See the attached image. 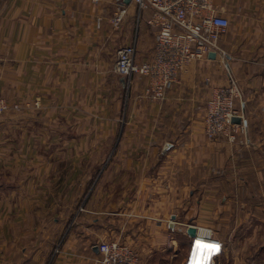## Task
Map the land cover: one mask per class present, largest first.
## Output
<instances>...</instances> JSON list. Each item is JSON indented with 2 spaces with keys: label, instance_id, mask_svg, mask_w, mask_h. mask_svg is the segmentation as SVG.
Instances as JSON below:
<instances>
[{
  "label": "crops",
  "instance_id": "0c3cea01",
  "mask_svg": "<svg viewBox=\"0 0 264 264\" xmlns=\"http://www.w3.org/2000/svg\"><path fill=\"white\" fill-rule=\"evenodd\" d=\"M119 3L127 15L115 29ZM214 3L230 23L222 53L190 64L157 101L146 77L115 72L124 45L138 63L152 57L150 10L0 0V96L22 107L0 118V264H100L97 245L113 239L139 264H166L195 243L189 226H228L232 241L235 227L264 219V0ZM229 75L247 145L204 133L211 90Z\"/></svg>",
  "mask_w": 264,
  "mask_h": 264
},
{
  "label": "built area",
  "instance_id": "2783aa9c",
  "mask_svg": "<svg viewBox=\"0 0 264 264\" xmlns=\"http://www.w3.org/2000/svg\"><path fill=\"white\" fill-rule=\"evenodd\" d=\"M99 2L100 0H92ZM139 12L150 10L147 24L155 30L152 57L137 62L135 45L117 50L115 72L124 77L135 75L147 79L145 92L152 99L163 101L166 92L179 82L180 74L193 62L222 53L219 41L229 27L227 17L218 12L214 0H133ZM127 15V8L119 3L111 25L118 29ZM100 27L102 19L97 18ZM1 61V57H0ZM239 103V106H238ZM22 109L0 96V118ZM234 118L240 120L235 123ZM204 133L209 139L225 138L230 143H244L240 136L247 132V119L242 108L241 91L229 75V84L215 86L206 102L203 115ZM206 244L221 245L210 229H198L194 236ZM97 248L102 255L100 264H138V253L127 243L118 240L101 241Z\"/></svg>",
  "mask_w": 264,
  "mask_h": 264
},
{
  "label": "rangeland",
  "instance_id": "374dc122",
  "mask_svg": "<svg viewBox=\"0 0 264 264\" xmlns=\"http://www.w3.org/2000/svg\"><path fill=\"white\" fill-rule=\"evenodd\" d=\"M236 84L238 86L237 81ZM240 137L243 140H246L241 144L247 145V134ZM258 195L259 201H261L259 205L260 209H258V211H260L263 216L261 215V217L258 214L257 216L262 219L264 217V191L263 194L259 193ZM253 213L255 214L254 211ZM257 216L255 218H259ZM252 222L253 223L250 225L246 223V225L241 224L235 227L233 234L236 233L237 236L235 235L236 237L234 236L232 238V241L226 238V235L229 231L228 226L224 228L223 235L216 234L215 229L211 227L204 228L212 230L214 237L221 241L219 250L210 256V258L207 260V264H210V260L212 258H215V256L218 257L215 260V264H264V219L260 223L255 222L254 220ZM245 235H247V238H244ZM194 244L195 243L190 240L187 242L183 241L180 247L181 250L180 252H178V257L175 258L174 261H171L170 258L169 261L166 262V264H192ZM221 251H223V254H221Z\"/></svg>",
  "mask_w": 264,
  "mask_h": 264
},
{
  "label": "snow or ice",
  "instance_id": "6c2138e0",
  "mask_svg": "<svg viewBox=\"0 0 264 264\" xmlns=\"http://www.w3.org/2000/svg\"><path fill=\"white\" fill-rule=\"evenodd\" d=\"M218 250V244H206L197 240L193 246L192 264H207L210 256Z\"/></svg>",
  "mask_w": 264,
  "mask_h": 264
},
{
  "label": "water",
  "instance_id": "95a60500",
  "mask_svg": "<svg viewBox=\"0 0 264 264\" xmlns=\"http://www.w3.org/2000/svg\"><path fill=\"white\" fill-rule=\"evenodd\" d=\"M215 53H210L209 54V57L211 58H214L215 57ZM235 123H239L240 120L238 118H234L233 120ZM196 228L193 227V226H189L188 229H187V234L191 237V238H194L195 234H196Z\"/></svg>",
  "mask_w": 264,
  "mask_h": 264
}]
</instances>
